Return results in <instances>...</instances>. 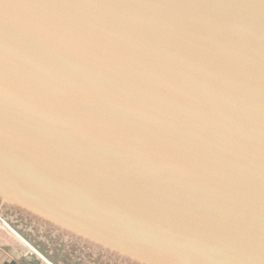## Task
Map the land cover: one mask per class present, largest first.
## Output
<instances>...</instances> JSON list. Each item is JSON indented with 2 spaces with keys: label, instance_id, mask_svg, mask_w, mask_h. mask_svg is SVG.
Returning <instances> with one entry per match:
<instances>
[{
  "label": "water",
  "instance_id": "95a60500",
  "mask_svg": "<svg viewBox=\"0 0 264 264\" xmlns=\"http://www.w3.org/2000/svg\"><path fill=\"white\" fill-rule=\"evenodd\" d=\"M0 216L54 264H264V0H0Z\"/></svg>",
  "mask_w": 264,
  "mask_h": 264
},
{
  "label": "crops",
  "instance_id": "0c3cea01",
  "mask_svg": "<svg viewBox=\"0 0 264 264\" xmlns=\"http://www.w3.org/2000/svg\"><path fill=\"white\" fill-rule=\"evenodd\" d=\"M0 225V264H54L4 218Z\"/></svg>",
  "mask_w": 264,
  "mask_h": 264
},
{
  "label": "flooded vegetation",
  "instance_id": "af4514ba",
  "mask_svg": "<svg viewBox=\"0 0 264 264\" xmlns=\"http://www.w3.org/2000/svg\"><path fill=\"white\" fill-rule=\"evenodd\" d=\"M71 233V232H70ZM75 235V234H74ZM77 236V235H76ZM82 238V237H81ZM84 239V238H83ZM86 240V239H85ZM87 241H89V240H87ZM89 242H91V243H93L94 244V242H92V241H89ZM97 244V243H96ZM100 245V244H99ZM110 250V249H109ZM118 254H120V253H118ZM121 256H123V257H125V258H128V259H130V260H133V261H137V260H134V259H132V258H130V257H127V256H124V255H122V254H120ZM139 264H144V263H142V262H140V261H137ZM130 263V262H129ZM128 263V264H129ZM131 264V263H130Z\"/></svg>",
  "mask_w": 264,
  "mask_h": 264
},
{
  "label": "built area",
  "instance_id": "2783aa9c",
  "mask_svg": "<svg viewBox=\"0 0 264 264\" xmlns=\"http://www.w3.org/2000/svg\"><path fill=\"white\" fill-rule=\"evenodd\" d=\"M4 224V220L0 218V225Z\"/></svg>",
  "mask_w": 264,
  "mask_h": 264
},
{
  "label": "rangeland",
  "instance_id": "374dc122",
  "mask_svg": "<svg viewBox=\"0 0 264 264\" xmlns=\"http://www.w3.org/2000/svg\"><path fill=\"white\" fill-rule=\"evenodd\" d=\"M35 247V246H34ZM42 253V252H41ZM42 255H44L43 253H42ZM44 257H46L45 255H44ZM46 259L48 260V261H51L49 258H47L46 257ZM52 262V261H51ZM53 263V262H52Z\"/></svg>",
  "mask_w": 264,
  "mask_h": 264
}]
</instances>
